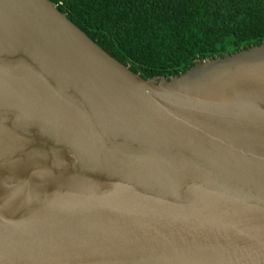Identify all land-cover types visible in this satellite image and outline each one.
<instances>
[{"label": "water", "instance_id": "obj_1", "mask_svg": "<svg viewBox=\"0 0 264 264\" xmlns=\"http://www.w3.org/2000/svg\"><path fill=\"white\" fill-rule=\"evenodd\" d=\"M0 264H264V42L145 79L0 0Z\"/></svg>", "mask_w": 264, "mask_h": 264}, {"label": "trees", "instance_id": "obj_2", "mask_svg": "<svg viewBox=\"0 0 264 264\" xmlns=\"http://www.w3.org/2000/svg\"><path fill=\"white\" fill-rule=\"evenodd\" d=\"M148 79L264 42V0H50Z\"/></svg>", "mask_w": 264, "mask_h": 264}]
</instances>
